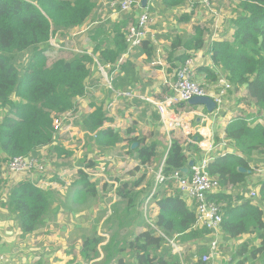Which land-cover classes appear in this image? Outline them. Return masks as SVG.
I'll list each match as a JSON object with an SVG mask.
<instances>
[{"label": "trees", "instance_id": "16d2710c", "mask_svg": "<svg viewBox=\"0 0 264 264\" xmlns=\"http://www.w3.org/2000/svg\"><path fill=\"white\" fill-rule=\"evenodd\" d=\"M237 1L239 12L233 15L232 39L214 42L210 47L211 58L214 65L225 71V78L235 92L246 91L253 105L264 110V0ZM161 2L177 6L186 4L187 0ZM96 7L95 0H0V191L5 183L2 176L5 164L13 157L38 155L42 147H51L50 152L59 155L73 154L57 145L54 119L67 111L78 110V99L86 95L88 81L94 80L97 61L111 65V71L118 72L113 76L115 87L125 86L133 64L128 57L119 62L128 48L125 39L128 24L137 21L134 15H126L112 30L109 22L97 24L89 32L94 43L91 54L60 58L50 65L47 61L45 51L50 38L81 29ZM106 41L109 45H104ZM203 47V31L199 28L189 40L184 41L179 36L173 38L166 52L167 72L174 74L188 57ZM138 49L146 55L147 62L155 60L157 45L151 39L143 40ZM180 50L183 53H179ZM207 78L208 82L219 80L210 69ZM92 106V111L82 116L81 128L92 144L110 150L124 138L118 130L107 126L111 119L103 104L95 102ZM248 116H234L227 124L225 137L233 151L226 156L215 155L208 167L210 176L220 183V188L209 200L223 205V235L234 239L246 234L253 236L231 254L232 264H255L251 261L258 256L264 264V179L256 183L255 198L248 196L246 191L248 178L254 173L252 164L259 169L264 160V125L254 118L248 121L253 117ZM134 143L139 144L131 150L139 161L136 170H146L159 156L160 144L148 142L145 137H134L131 144ZM171 143L165 156L164 171L168 176L203 154L198 146L184 144L181 139L172 138ZM94 165V162L88 164ZM240 167L251 172H241ZM77 176L71 183L75 197L79 198L76 194L84 198L97 197V183L89 179L87 172L79 169ZM144 180L145 174L133 184L123 183L118 188V196L127 201L128 209L141 201L142 194L151 191L154 183L149 184L147 190L141 186ZM166 186L171 189L176 184L168 180ZM161 192L159 190L154 197L159 206L154 227L127 241V247H119L118 241H109L106 246L109 256L112 252L117 254L128 249L132 251L133 264H206L202 256L210 251L207 240L211 233L195 227V211L179 190L160 197ZM54 194L52 188H44L41 180L31 175L21 177L13 185L4 205L15 216L21 235L32 234L44 224L54 203ZM176 235L181 243L198 241L196 250L185 254L183 259L172 253L167 248V237ZM103 240L98 235L86 238L82 245L83 255L88 259L97 257V247ZM256 241L260 244L251 245ZM117 264L126 263L119 258Z\"/></svg>", "mask_w": 264, "mask_h": 264}, {"label": "rangeland", "instance_id": "374dc122", "mask_svg": "<svg viewBox=\"0 0 264 264\" xmlns=\"http://www.w3.org/2000/svg\"><path fill=\"white\" fill-rule=\"evenodd\" d=\"M95 1L98 6L100 0ZM101 5H104L103 2H101ZM136 10L134 12H129L130 14H128V16H135ZM149 13L153 18V13ZM125 15L127 14H122L120 18H125ZM120 18L118 17V19ZM107 19L109 18L102 16L100 13V16L97 18L95 17L93 20L107 22ZM98 21L97 24L100 23ZM93 24L96 25V22ZM154 26L155 24L152 28ZM113 28L114 25L112 26V29ZM86 35L87 32L81 34L80 38L77 36L76 40H78L77 43L80 48L90 51L92 46L89 44V40L86 38ZM50 39L52 42H57L61 45L65 44L64 46H73V44H71L70 32L65 36L53 35ZM70 47L65 49L64 52H55L52 55H48L47 61L49 65L60 58L68 59L73 57V53L75 52L71 51ZM164 55L166 57L167 54L165 53ZM151 67H154L153 64ZM150 68L141 67L143 71L139 73L140 80L138 83L142 85V89L144 91L147 90V86L150 85V81H154V77H151L150 74ZM95 73L93 78L94 80L88 81L86 93L87 98L86 100L80 102V104L79 101L77 102V109L83 113L85 107H89L91 103L95 102L102 103L109 109L112 108V110H114L112 115L115 117L117 124L120 126L119 132L124 140L119 142L110 150H102L97 147V145L92 144V141L87 138L85 132L81 128L80 118L74 122L71 129H68V123L57 128V145L65 147L68 151H73L72 155L68 156L65 153L59 155L58 152L51 153V147L40 148L38 155H31L45 159L46 170L40 175H37L35 171L24 174H14L4 168L2 176L5 183L0 191V252H6L5 254L8 256H17V258H22L24 249L26 248L25 242L27 239L28 245H33L30 249L34 248L36 258H34L33 261L39 262V264H117V260L119 258H123L126 264H133L134 261L131 250H121L117 254L112 252L111 256H109V251L106 249V246L109 241H118L119 247H127V241L134 239V237L143 230L153 228L154 225L151 221L156 213L151 212V201L148 203L147 199H143L138 202V204L128 209L127 201L121 200L117 193L118 188L123 185V183L128 182L133 184L134 181L141 178L144 174L145 180L141 186L147 188V190L150 188V177L153 175L150 172V168H148L149 170H136L137 165H139V161L135 154L131 152L133 149L131 140L134 137H145L147 141L150 142V130L144 128L147 117L145 114L142 115V112L140 113V106L134 105V108H132L128 106V100L116 98V94L114 92L105 88L104 78L101 77L98 69L97 71L95 70ZM168 78L173 80V73L168 75ZM92 86L94 88H91ZM221 86L222 85H219L217 87ZM205 87L208 89L207 86ZM217 87H215V90ZM232 91L233 89L231 88L227 97ZM139 92L146 95V93L142 91ZM236 95L240 96L241 94L236 92ZM238 97L236 98L237 103L242 106L241 109H243V113L253 116L254 119L264 125V110L256 109L253 105L254 102L247 98L246 91L242 92V96L240 98ZM256 115L258 116L256 117ZM131 129L134 130L131 131ZM174 132H177L179 135L177 133L174 134ZM174 132L170 133L171 139L175 137H182V134L179 131ZM165 136V139L159 140V156L155 159L156 163H153L156 167L158 164L162 163L168 151V140L170 139L167 135ZM181 141L184 143L183 137L181 138ZM108 159L110 160L108 161ZM91 161H94L95 166H88V163ZM261 164L262 165H260L259 169L254 163L252 164L253 171L255 172V175L252 174V177L255 180L257 179L256 175L261 173L262 170L264 171V160ZM79 169H90L92 171L91 180H94L98 184L99 194L97 197L84 198L82 194H76L79 198L75 197V189L71 188V183L78 177L77 172ZM30 174L31 176L35 174L34 176L41 180V184L44 188H52L55 191L54 203L49 215L54 216L57 211L60 214L58 222L54 223L55 220L52 219L50 223L51 232H48L46 237L44 236L45 240L43 241L37 237L31 238V236L29 239H21L22 233L18 229L19 225L17 224V220L14 218L15 216H12L11 213H9L8 207L4 205V201L8 199L9 191L13 185H15L21 177H25V175L27 176ZM252 177L250 179H252ZM250 187H253L252 184H249L246 189L249 193L251 192L249 189ZM7 229L12 231L13 234L12 237L7 238V240L3 242L6 235L5 230ZM39 230L44 232L49 230L47 222H44ZM50 235L53 237H50ZM94 235L101 236L104 240L97 247L98 256L93 259H88L82 253V245L86 238H92ZM174 240L176 243L181 244L179 237H175ZM187 245L190 244L188 243ZM167 248L173 250L172 246ZM190 248L191 246L187 248L185 247L184 256L191 250ZM223 250L228 251L229 249L223 247ZM6 255L1 254L0 259L4 258ZM260 260L257 262L258 264L261 263Z\"/></svg>", "mask_w": 264, "mask_h": 264}, {"label": "built area", "instance_id": "2783aa9c", "mask_svg": "<svg viewBox=\"0 0 264 264\" xmlns=\"http://www.w3.org/2000/svg\"><path fill=\"white\" fill-rule=\"evenodd\" d=\"M198 2L209 8L213 7L214 0H190ZM141 0H110L108 6L112 16L120 17L122 14L129 13L135 7L141 5ZM218 16V12L216 13ZM156 24L155 19L150 16L148 10L142 12L135 23L130 24L125 32V39L128 44L126 52L120 59V63L124 62L133 50L138 48L142 41L151 39L157 45V38L153 34L152 26ZM82 31L73 32L71 34L70 46H64L57 42L49 40V49L45 51V55H52L55 52H64L68 47L76 54L89 53L79 47L76 37ZM69 48V49H70ZM161 50L157 47V58L152 62L153 65L164 64L161 57ZM195 57L191 55L175 72V79L170 87L172 93H164L162 98L155 99L150 96L140 95V98L152 104L160 116V123L162 128L167 133L181 130L183 132L184 144H192L198 146L203 152L201 157L193 158L194 164L189 167L187 173L182 172L181 169H175L170 176L166 175L165 160L158 166L156 170L152 166L150 172L154 174V184L151 192L147 194L148 203L152 201L161 189L166 186L168 180H174L176 188L180 191L181 196L188 202L192 203L195 208L196 222L195 227L203 228L211 233V242L208 244L210 251L202 256V261L210 264L211 260L217 255L219 250V234L223 222V205L217 201L209 200V196L220 188V183L216 178L210 176L208 167L215 155L226 156L231 153L232 147L225 135L220 141H216L214 124L216 119L225 110V99L229 90L232 88L230 82L225 81L221 87H217L215 91H210L204 85L195 80ZM97 69L104 78V85L113 89V78L111 76L110 66H104L97 61ZM167 85V82H166ZM118 96L134 97L133 91H119ZM195 96H209L216 103V108L212 112L197 109H185L184 105H189V101ZM204 107V106H203ZM81 111H69L54 119V125L57 128L63 124L68 123V129L74 125V122L81 118ZM253 120V117L248 121ZM109 127H117L114 124H109ZM171 140L168 147H171ZM8 171L14 174H24L35 171L40 175L46 170V163L44 158L37 156H15L5 167ZM87 172L89 179H92V171L90 169H83ZM96 170V169H95ZM149 170V169H148ZM31 175V174H30ZM35 175V174H34ZM32 175V177H35ZM94 181V180H91ZM257 196L256 190L250 192V197ZM164 235L163 233H161ZM175 237L168 238V246H172L173 253L179 255L182 259L185 253V247L178 244L174 240ZM185 264V262H183Z\"/></svg>", "mask_w": 264, "mask_h": 264}, {"label": "crops", "instance_id": "0c3cea01", "mask_svg": "<svg viewBox=\"0 0 264 264\" xmlns=\"http://www.w3.org/2000/svg\"><path fill=\"white\" fill-rule=\"evenodd\" d=\"M109 1L110 0H100L99 5L95 9V11H94L93 15L91 16V18L89 19L88 23H86V25H85V27L87 29L83 26L81 29L76 30V31H82V29H86L85 32H81L77 36H78V38H80L81 34H84L87 32L86 38L89 40L88 42H89V44H91V46H93L94 43H93V40L89 36V34H90L89 32H91L93 30V28L97 25L98 20H93L95 17L96 18L99 17L100 13L102 14V16L108 17L109 19H107L108 20L107 22H109V29L110 30H112L113 25L114 26L118 25L121 22V20L124 19V17H121V18L119 17L120 19H118V17L111 15V11H110V8L108 6ZM101 2H103L104 5H101ZM237 7H238V1L237 0H232V1L231 0H214L213 7H212L211 11L209 8L205 7L201 3L192 2L190 0H187L186 4L177 5V6H166L161 2V0H148L146 7H143L142 3H141L140 6H137L134 8L135 10L137 9L136 15H135L136 20L138 19L139 15L142 12H144L145 10H148L149 12L153 13V15H154L153 18L155 19V23H157V24H155V26L152 28V31H153V34H155V37L157 38V47L161 50V55H162L161 57H162L164 64H162V65L157 64V65H153L154 67H151L152 63L146 61V55L141 53L140 50L138 48H136L128 56L130 62L133 64V68L130 69V72L128 74V78L125 80V84H124L125 86L115 87L114 82H113V89H110L107 86H105V88L114 92L116 94V98H122V99L128 100L129 101L128 106H130L132 108H134V105L140 106V113L142 112L143 113L142 115L145 114L147 117L146 118L147 120L145 121L146 125L144 128L147 130H150L149 131L150 132V142L156 141L160 144L159 140L165 139L166 138L165 135H167L169 137V139H171L170 133H167L166 131L163 130L162 125L160 123L159 113L157 112L155 107L152 104H149L145 100L140 98V95H143V96L150 95V97H153L155 99H160V98H162L164 93H166V92L172 93V89L170 87V84H172L174 82L175 73L173 74V80H170L168 78V75H170V74L167 72L168 65H167V62L165 59L166 57L164 55L167 52V50H169L172 39L175 38L176 36H179V37H182V39L184 41H186V40L191 39L193 36H195L197 34L198 28L203 31L204 47L201 50H199L198 52H196L195 54H192L195 57V68H194L195 69V76H194V78L196 81L204 84V86H207L210 91H215V87H217L219 85H223L224 82L227 80L225 78V71L221 67H217L216 65H214V63L212 62L210 47L214 42L232 39V35L234 32L233 15L237 14L239 12ZM134 9L130 12H134L135 11ZM217 12H218V16H216ZM126 14L128 15L130 13H126ZM125 17H126V15H125ZM95 22H96V25L93 24ZM98 22H100V21H98ZM91 24H93V25H91ZM76 31L75 30L70 31V34H72L73 32L75 33ZM77 42H78V40H77ZM108 43H109V41H106L104 43V45H109ZM90 51H89V53L91 54ZM179 53H183V50H180ZM156 58H157V55H156ZM146 63H148V64H146ZM104 66H110V69L112 70L111 65H104ZM141 67H149V68L151 67L150 68L151 69L150 74H151V77H154V79H153L154 81H150V85L147 86L146 91H144L142 89V85L140 83H138L140 80L139 79V75H140L139 73H141V71H143V69H141ZM208 69L214 71L215 74L217 75V77H219V80H217L216 82H208V78H207L208 77ZM96 71H97V69H96ZM116 72L111 71V76H112L113 80L115 78L113 76ZM116 74H118V72ZM95 76H96V73H95ZM166 82H167V85H166ZM91 88H94V87L92 86ZM119 91H133V92L135 91L137 93L134 92L135 96L129 98V97L118 96ZM139 91L146 93V95L140 93ZM86 93H87V91H86ZM238 96L239 95H236V92L234 90L231 92V94L228 95V97L225 101V110L216 119V122L214 124L216 141H220L222 136L225 135V128L234 116L245 115V117H246V114L243 113L244 112L243 109H241L242 106L238 105V103H237L236 98ZM241 96H242V93L238 98H240ZM86 98H87L86 95L84 97L79 98L78 99L79 104H80V102L86 100ZM103 106L108 112V117L111 119V121H109L107 123V126L109 124H114L117 127L113 128V129L119 131L120 126L117 124L115 117L112 115V112L114 110H112V108L109 109L106 105H103ZM203 106L204 105H196V106L184 105L182 107H184L185 109H197V110H203L204 109L205 110V106L204 107ZM92 107H93L92 103H91V105H89V107H85V110H83V113L81 112L82 113L81 119H82L83 114L85 115V114H88L92 111ZM257 116L258 115H256V117ZM140 119H141V117H140ZM133 130L134 129H131V131H133ZM177 131H179L183 137V135H184L183 132L181 130H177ZM176 133L177 132H174V134H176ZM182 137H177V139H181ZM153 139H155V140H153ZM169 142H170V140H168V144H169ZM167 150H169V147ZM109 160L110 159H108V161ZM91 162L93 163L94 161H91ZM90 163H88V164H90ZM153 163H156V160H154ZM160 164H158V166ZM150 166L154 167V170H156L158 168V166L156 167V166H154V164H152ZM263 173H264L263 170L261 173H258L256 175L257 176L256 180L252 177L253 175L251 176L252 179L248 178V180H249L248 183L252 184V186H253V187L249 188L251 191L252 190H256V191L258 190L256 183L264 179ZM154 179L155 178H154V174H153L150 177V183H154ZM251 181H252V183H251ZM97 190H98V184H97ZM160 190L163 193L161 192L162 194L160 193L158 195H160V197H162L163 194H167V195H168V193L172 194V193L176 192L178 189L176 187L168 189L167 186H163V187H161ZM98 194H99V191H98ZM142 195L143 196H142L141 200L146 199L147 195H144V194H142ZM247 195L250 196V193L248 191H247ZM187 203H188V206L193 211H195L194 205L188 201H187ZM150 208H151V212H153V213L157 214L159 212V206L156 203L155 199H153L150 202ZM156 214H154L151 222L154 221ZM59 215L60 214L57 211V213L54 216L49 215L48 218L45 219V222H47L49 230H46L44 232V231L37 229L32 234H27L25 236L21 235L22 236L21 239H24V240L26 238L29 239V237L31 236V238L37 237L41 241L45 240L44 238L48 235L47 233L51 232L50 223H51L52 219L55 220L54 223L58 222V217H60ZM18 229L20 230L19 226H18ZM5 234L6 235H5L3 242H5L7 240V238L12 237L13 233H12V231L7 229V230H5ZM40 235H43V236H40ZM50 237H53V236L50 235ZM174 237L178 238L179 236L176 235ZM252 237H253L252 235L246 234V235H243L242 237H240L238 239H234V238H230L228 236L223 235L222 230H220L219 250H218L217 255L211 260L210 264H232V263H230L231 258H232L231 254L235 253V249L239 245H241L243 242L252 240ZM207 241H208L207 242V245H208L211 242V236ZM189 244L190 245H187L186 243H181L180 245H182V247H186V248L191 246V248H190L191 250L188 252H193L196 250L199 242L193 241V242H190ZM254 244L259 245L260 241H256L255 243L254 242L251 243V245H254ZM25 245H26V248L24 249L22 258H17V256H8L5 254L6 252H4V253L0 252V257H1V254L6 255L4 258L0 259V264H13V262H14V264H39V262L33 261L34 258H36L35 253H34V248L30 249V247H33V245H28L27 239H26ZM208 247H209V245H208ZM223 247H226L229 250L225 251V250H223ZM209 250H210V248H209ZM259 260H260V256H258V258H256V259H253L251 262H255V264H258L257 262H259ZM17 261H19L21 263H19ZM260 261H262V260H260ZM185 264H188V263L185 262Z\"/></svg>", "mask_w": 264, "mask_h": 264}, {"label": "water", "instance_id": "95a60500", "mask_svg": "<svg viewBox=\"0 0 264 264\" xmlns=\"http://www.w3.org/2000/svg\"><path fill=\"white\" fill-rule=\"evenodd\" d=\"M141 2H142V6L146 7L148 0H141ZM189 105H192V106L204 105L208 112H212L216 108V103L209 96H195L189 101ZM137 146H138V143H134L132 148L134 149ZM193 164H194V160L191 159L189 161L188 166L183 167L181 169V171L187 173L189 171V167H191ZM239 171H241V172H251L250 170H246L243 167H240Z\"/></svg>", "mask_w": 264, "mask_h": 264}]
</instances>
